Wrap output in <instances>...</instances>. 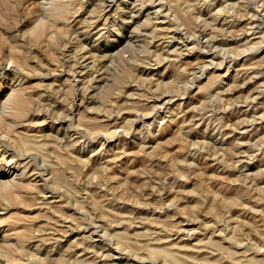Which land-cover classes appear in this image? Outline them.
Masks as SVG:
<instances>
[{"label":"rangeland","instance_id":"obj_1","mask_svg":"<svg viewBox=\"0 0 264 264\" xmlns=\"http://www.w3.org/2000/svg\"><path fill=\"white\" fill-rule=\"evenodd\" d=\"M0 264H264V0H0Z\"/></svg>","mask_w":264,"mask_h":264},{"label":"bare ground","instance_id":"obj_2","mask_svg":"<svg viewBox=\"0 0 264 264\" xmlns=\"http://www.w3.org/2000/svg\"><path fill=\"white\" fill-rule=\"evenodd\" d=\"M106 3V2H105ZM109 7V6H108ZM165 7V6H164ZM163 8V7H162ZM263 12V11H262ZM250 19V18H249ZM201 35V34H200ZM210 37V36H209ZM249 43V42H248ZM247 44V43H246ZM216 46V45H215ZM219 46V45H218ZM162 107V106H161ZM158 110V109H157ZM154 111V110H153ZM175 114V113H174ZM87 236V235H86Z\"/></svg>","mask_w":264,"mask_h":264}]
</instances>
